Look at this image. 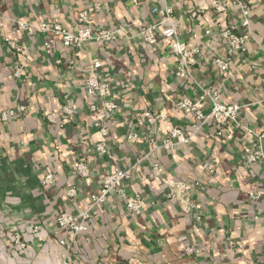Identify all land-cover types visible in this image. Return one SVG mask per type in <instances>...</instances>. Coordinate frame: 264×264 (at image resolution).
Instances as JSON below:
<instances>
[{
    "label": "crops",
    "instance_id": "0c3cea01",
    "mask_svg": "<svg viewBox=\"0 0 264 264\" xmlns=\"http://www.w3.org/2000/svg\"><path fill=\"white\" fill-rule=\"evenodd\" d=\"M217 3L226 9L217 11ZM165 6L181 40L199 50L186 79L176 75L169 40L157 32L149 45L139 35L159 21L152 10ZM248 6L244 29L231 0H0V264H60L55 217L81 213L116 168H133L122 183L125 198L112 193L92 210L72 264H264V201L249 198L250 192L264 195V158L250 166L242 158L246 148L264 153V0H248ZM81 12L94 29L122 30L120 36L64 48L37 28L49 21L77 31ZM18 21L30 23L29 31H19ZM230 28L248 32L245 51L223 39ZM218 59L229 63L226 72ZM95 60L101 63L96 71ZM16 66L24 79L14 78ZM93 76L110 82L109 98L119 107L113 118L100 119L102 99L86 93ZM126 82L131 86L123 89ZM202 89L218 92L224 104L242 105L237 122L221 128L209 122L190 144L163 147L171 130L194 131L199 122L177 104L198 100ZM201 103L211 111L209 99ZM21 104L24 113L2 119ZM100 127L108 130L106 153L96 150ZM80 162L89 168L88 180L76 173ZM49 173L54 181L43 186ZM177 184L187 191L172 198ZM137 196L138 213L127 207ZM185 199L190 212L183 210ZM34 225L42 228L33 233ZM17 231L30 244L25 251L14 242Z\"/></svg>",
    "mask_w": 264,
    "mask_h": 264
},
{
    "label": "built area",
    "instance_id": "2783aa9c",
    "mask_svg": "<svg viewBox=\"0 0 264 264\" xmlns=\"http://www.w3.org/2000/svg\"><path fill=\"white\" fill-rule=\"evenodd\" d=\"M238 8L243 16V21L241 27L244 29L249 28V6L248 0H231ZM217 11H224L226 5L222 3L215 4ZM153 13L157 14L159 21L151 27L143 28L139 35L142 39L149 45H153L156 42L157 32L161 34L164 38L169 40V46L172 53L178 57V65L176 68V75L182 79H186L189 76V71L191 66L196 62L199 54L197 48H190L186 43L181 40L178 27L176 26L173 19V11L169 6H165L163 9L154 8ZM89 14L87 12H81L78 15V30L72 31L69 28L63 26L59 22H49L43 21L38 25L39 31L45 34H51L59 39L60 44L64 48L68 47H77L81 48L84 43L90 40H100V41H114L120 36L122 30L110 31L106 29H94L91 26L89 20ZM17 28L21 32L29 31L31 24L25 21H18L16 23ZM235 28L226 29L222 37L228 42L231 49L239 52H243L246 49L247 34H236ZM209 33V32H207ZM8 44L11 48L15 49L17 52L22 51V47L16 42L8 41ZM45 48L51 49V43L47 41ZM70 64H73L70 62ZM217 65L220 67L222 72H226L229 68V63L227 61L218 59ZM93 70H99L101 68V63L99 60H95L92 65ZM21 66H16L14 69V78L21 80L24 79V73ZM131 83L126 82L122 85L123 89L130 88ZM86 93L89 97L95 98L99 97L102 99V105L100 107L101 114L100 119H109L113 118L119 107L118 104L109 98L110 96V82L101 81L97 76L91 77L85 85ZM204 99H209L212 104V109L210 112H204L201 109V102ZM178 107L185 112L186 114L193 115L195 119L199 122L194 125V131L188 134H185L181 129L175 128L170 131L169 136L163 140V147L172 149L173 146L177 144H190L197 134L207 123L211 122L217 127H224L230 123H236L242 110L243 106L240 104H224L221 101L220 95L218 92H212L209 90L202 89L201 97L196 100L183 99L178 102ZM27 107L25 104L18 106L16 110H8L2 113V119L4 121H9L16 118L19 114H22L26 111ZM92 109H95L93 106ZM64 112L67 116H71L72 108L67 106L64 109ZM148 116V114L146 115ZM52 118L51 115L48 116ZM160 117L150 118L151 120H156ZM100 126V123L98 124ZM100 136L102 141L96 144V150L101 153L107 152L106 147V138L108 136V130L105 127H100ZM222 131H219L217 134L221 135ZM135 136H129V140H133ZM245 164L248 166L258 163L264 158V153L262 149H251L246 148L242 156ZM159 167L156 164L154 170L158 171ZM133 168L127 170L114 169L109 174H107L101 184L99 193L92 194L90 196L91 203L87 208H85L79 214H71L67 212H60L55 217V236L57 237V242L60 247L63 248V254L60 264H72V259L74 257L76 243L79 240V236L88 230V224L91 218V212L97 206L105 204L108 196L112 193H118L121 196H124L122 183L131 177ZM210 172H213L214 169L212 166L208 167ZM76 173L83 178L88 180L90 176L89 168L86 163L80 162L76 166ZM54 181L52 174H46L43 178V186L51 185ZM199 185V184H198ZM182 191H187V186L183 184H177L173 187L169 195L172 198L177 197ZM77 194L76 188L71 187L67 190V196L69 198L75 197ZM125 198V196H124ZM249 198L254 201H264V195L256 192H250ZM185 207L183 210L185 212H190L192 209V203L188 199L184 200ZM142 202L137 196L135 199L127 200V207L130 211L136 213L139 212ZM258 219V217H256ZM42 228L41 225H34L32 228L33 233H37ZM14 242L19 247L20 250L25 251L30 247V244L27 243L20 232H14L13 234ZM189 253H199L198 250L192 248H187Z\"/></svg>",
    "mask_w": 264,
    "mask_h": 264
}]
</instances>
